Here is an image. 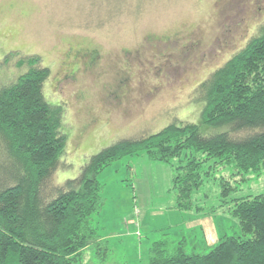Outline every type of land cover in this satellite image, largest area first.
<instances>
[{"label": "rangeland", "instance_id": "obj_1", "mask_svg": "<svg viewBox=\"0 0 264 264\" xmlns=\"http://www.w3.org/2000/svg\"><path fill=\"white\" fill-rule=\"evenodd\" d=\"M262 27L264 0H0V77L23 72L19 62L32 56L49 70L44 96L63 107L67 135L51 178L60 186L119 141L197 123L202 84ZM231 173L216 167L182 212L172 166L144 155L108 166L97 176L103 207L93 218L108 250L96 258L86 249L80 264H147L148 248L164 237L207 253L239 235L227 209L264 193V173ZM220 180L234 188L224 200Z\"/></svg>", "mask_w": 264, "mask_h": 264}, {"label": "trees", "instance_id": "obj_2", "mask_svg": "<svg viewBox=\"0 0 264 264\" xmlns=\"http://www.w3.org/2000/svg\"><path fill=\"white\" fill-rule=\"evenodd\" d=\"M40 64L27 57L18 65L23 72L8 82L0 77V264H80L93 248L103 258L108 249L93 225L103 207L97 176L123 158L144 155L172 166L182 212L193 208V194L216 167L231 169L236 180L264 173V27L202 84L197 123L119 141L60 186L51 178L67 141L64 109L45 99L49 70ZM219 183L224 200L234 188ZM227 210L239 235L224 236L207 253H188L183 240L164 237L148 248L147 264H264V193L232 199Z\"/></svg>", "mask_w": 264, "mask_h": 264}]
</instances>
